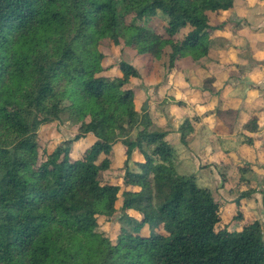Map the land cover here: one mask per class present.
Masks as SVG:
<instances>
[{
  "label": "trees",
  "instance_id": "16d2710c",
  "mask_svg": "<svg viewBox=\"0 0 264 264\" xmlns=\"http://www.w3.org/2000/svg\"><path fill=\"white\" fill-rule=\"evenodd\" d=\"M233 6L234 0H0V264H264L262 226L241 209L253 192L248 181L234 201L239 226L230 228L226 202L197 186L195 174L178 172L169 132L152 129L145 109L139 116L127 87L147 80L156 88L183 71L184 61L202 65L212 35L227 24L215 18ZM156 17L164 20L160 32L145 26ZM105 42L149 57L155 82L133 62L110 64ZM215 80L202 81L213 99ZM65 113L77 126L74 138L39 152L40 128ZM237 114L215 109L229 134ZM198 121L185 117L177 129L181 145ZM257 129L255 117L244 125L249 133ZM88 136L93 142L73 159L74 144ZM116 149L123 152L121 185L104 179ZM117 213L112 241L99 231V219Z\"/></svg>",
  "mask_w": 264,
  "mask_h": 264
},
{
  "label": "crops",
  "instance_id": "0c3cea01",
  "mask_svg": "<svg viewBox=\"0 0 264 264\" xmlns=\"http://www.w3.org/2000/svg\"><path fill=\"white\" fill-rule=\"evenodd\" d=\"M262 9H264V0H234L233 9L230 12L215 18L216 22L226 20L227 24L223 30L214 32L212 35L210 57L202 61L205 67L196 65L193 69H188L197 83L199 79L202 83L207 76H215L217 97L209 98L202 91V85L194 87L192 83L183 82L186 84L184 86L186 90L181 91L177 84H173L172 77L160 86L168 87L170 90L168 93L173 94L169 96L173 99L176 98L174 95H182V101L184 99L187 102L184 109L188 111V117L193 115L199 117L193 133L188 138V149L192 150L193 145L198 144L199 141L204 143L203 141L212 135L211 160L205 161L199 156L205 164L191 172L196 175V179L204 170L206 171L203 173L207 175L208 180L210 177L219 179L216 164L224 162L223 159L227 160L225 150L228 151L229 160L232 161L235 156L236 170L250 166L253 173L264 174V11ZM250 13L257 15L260 21L249 19ZM229 65L237 69V75H228ZM207 68L209 71L213 70V73L207 74ZM185 101L183 102L186 104ZM216 108L233 109L238 112L231 134L216 119ZM185 117L187 116L184 115V119ZM252 117L257 119L256 133L244 130L245 123ZM167 129H164L169 132L166 140L173 147L179 145L178 128ZM248 138H251L252 146L245 143ZM239 153L240 157H238ZM194 155L192 153V156ZM183 160L188 163V160ZM191 165L194 166L192 163ZM223 201L228 205L234 203L235 199L233 202Z\"/></svg>",
  "mask_w": 264,
  "mask_h": 264
},
{
  "label": "rangeland",
  "instance_id": "374dc122",
  "mask_svg": "<svg viewBox=\"0 0 264 264\" xmlns=\"http://www.w3.org/2000/svg\"><path fill=\"white\" fill-rule=\"evenodd\" d=\"M262 11H264V9H262ZM249 19H251L252 21H260L258 16L254 15L253 13L249 14ZM163 22L164 20L161 17H156L146 22L145 26L154 32H160ZM214 22H216V20H214ZM101 49L105 54L110 56V60L108 61L110 62V64H116L119 60L133 62L137 65L139 71L143 75H149L151 79L153 78L154 70L153 67L151 69V59L149 57L137 56L135 52H130L127 49L121 50L120 47H115L113 49L112 47H109L107 42L102 45ZM168 51L169 50L165 51V55ZM182 65L184 66L183 71L174 74V76L172 77L173 84H177L181 91L182 89L186 90V88L184 87L186 84H184L183 82L188 84L192 83L194 87L203 85L201 83V80L199 79L200 77L198 78L199 82L197 83L195 82L196 80H194L193 75L188 72V69L191 67V64L189 62L184 61ZM195 66L196 65H194L193 68ZM201 66L205 67L204 65ZM227 68H230L229 71H233V74L231 76L237 75V69L232 68L231 65H229ZM206 70L207 74L213 73V70L209 71V68H207ZM109 74H113V72H109ZM153 81L155 82V77L153 78ZM147 82V80L145 82L143 81L142 83L135 81L131 85L127 86L128 88H132L135 91L136 98L138 99L136 100V109L139 116L142 114V109L148 111L151 120L154 121V126L152 129H159L164 131V129L166 128H168L167 130L171 129V127L178 128L184 120V115L189 116L188 111L184 109L187 106V102L184 99L183 101H185L186 104L182 101V95H174L176 98L173 100V98L169 96L173 94L168 93L170 91L168 87L161 88L160 86H158L155 88L154 82V84H149L150 86H148ZM175 101H181L186 106H177L175 104ZM67 118L68 114L65 113L61 116L60 120L40 128L38 134V143L41 150H39V152H41L43 149L51 151L55 145L74 138L77 133V126H71L67 122ZM93 140V137L88 136L84 140L76 142L73 146L71 157L73 159L80 158L84 150L93 142ZM129 140H135V132H133L129 136ZM212 140L213 139L211 135L209 138L203 141L204 143H201V141H199L198 144L196 143V145H193L194 148H192V150L188 149L187 145H174L177 170L181 175L189 176L191 172L196 170L197 167H202L205 164V162H202V159H205V161H207L208 159L211 160L210 157L212 148H210V146ZM213 142L215 143V141ZM192 153L193 155H195L192 156ZM227 153L228 151L225 150L224 154L226 155L227 160L223 159L222 161L224 162H221L219 165L216 164L220 180L218 179V177H210L208 180L207 175L204 174L206 170H204V173L202 172L201 174H199L198 178L196 179V184L200 188H207L212 191L216 201L226 200L229 202H233L234 199L238 198L241 190H244L246 188L245 181H248L247 188L252 189L253 192L249 198L242 200V202L245 203H242L241 209H243L244 211V217L246 220H248L249 222L256 220L261 224V234L264 238V174L258 175L253 173L252 171L242 172V168L236 170L234 165V162H236L235 156L231 161L229 160V156L227 155ZM135 156H137L136 159L139 158L138 155ZM199 156L202 157V159H200ZM240 156L241 154L239 153L238 157ZM183 159L188 160V163L184 162ZM122 160V150L116 149L113 156V168L111 171L104 175L105 180L121 185V177L123 175V171L121 169ZM191 163L194 166H192ZM248 167L250 168V166ZM120 202L121 200L117 203V207H119ZM223 210L226 211V213H224V218L227 217V219L225 220L232 223V226L230 228L238 227L239 223L233 220V217L237 212L235 203L226 205ZM117 216L118 213L111 219H99V231L112 241H115L116 237L119 234L120 227L117 223Z\"/></svg>",
  "mask_w": 264,
  "mask_h": 264
}]
</instances>
